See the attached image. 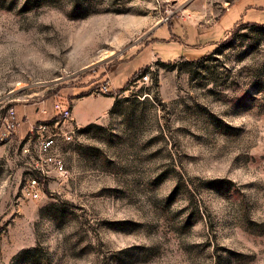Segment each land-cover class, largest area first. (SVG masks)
Wrapping results in <instances>:
<instances>
[{"label":"rangeland","instance_id":"1","mask_svg":"<svg viewBox=\"0 0 264 264\" xmlns=\"http://www.w3.org/2000/svg\"><path fill=\"white\" fill-rule=\"evenodd\" d=\"M226 1L0 0V264H264V3Z\"/></svg>","mask_w":264,"mask_h":264},{"label":"built area","instance_id":"2","mask_svg":"<svg viewBox=\"0 0 264 264\" xmlns=\"http://www.w3.org/2000/svg\"><path fill=\"white\" fill-rule=\"evenodd\" d=\"M232 5L231 1H226L223 9L228 10ZM151 71L146 72L141 78L137 80V82H148L150 78ZM111 90L110 82H101L96 91L99 93H109ZM54 109L57 114L62 118V124L60 125V131L46 134L48 126L43 123H38L35 126V131L41 138L40 149L43 153V157L41 158V166L40 169L44 173L45 166H53V169L62 174L66 172L63 159L57 154L53 153V150L57 148L58 136H62L65 140H72L74 133L79 129V127L64 130L62 125L73 119V108L69 104H65L62 102H55ZM44 113L47 111L44 109ZM19 117L18 112L14 107H8L5 111V114L0 118V141H5L11 139L18 130L19 127ZM59 125V121L55 122V127ZM25 191L33 198H38L42 192V183L38 178H30L25 185Z\"/></svg>","mask_w":264,"mask_h":264},{"label":"trees","instance_id":"3","mask_svg":"<svg viewBox=\"0 0 264 264\" xmlns=\"http://www.w3.org/2000/svg\"><path fill=\"white\" fill-rule=\"evenodd\" d=\"M247 26H262L264 27V24H259V23H245ZM150 70L149 67H145L142 68L138 71H136L133 76L129 79V81L126 83V85L124 87H122L120 89V92L123 90H126L128 85L132 82V81H137L139 78H141L146 72H148Z\"/></svg>","mask_w":264,"mask_h":264},{"label":"crops","instance_id":"4","mask_svg":"<svg viewBox=\"0 0 264 264\" xmlns=\"http://www.w3.org/2000/svg\"><path fill=\"white\" fill-rule=\"evenodd\" d=\"M219 1H221V0H219ZM206 3H207V2H206ZM231 3H232V5H234V4L236 3V0H232ZM263 3H264V0H263ZM207 5H208V4H207ZM207 5H206V6H207ZM232 5H231V6H232ZM206 6H205V4H204L203 6H201V8H198V10H195V12H196V13L199 12V15L201 14V16H202V13L205 15L207 12L212 11V7H211V8H208V7H209V6H208L207 8H204V7H206ZM231 6H230V8H231ZM230 8H229L228 10H226V12L229 11ZM220 18H221V17H220ZM216 22H219V20L216 21ZM238 24H239V23H236V24H234V25H231V24H230V25L225 26V27H223V28L225 29V31H228V30H230L232 27H234L235 25H238ZM259 24H260V23H259ZM262 24H264V23H262ZM77 100H79V99H76V98H75V99L73 100V107H74L75 102H76ZM73 107H72V108H73ZM73 115H74V111H73ZM91 121H95V119H93V120H91Z\"/></svg>","mask_w":264,"mask_h":264}]
</instances>
